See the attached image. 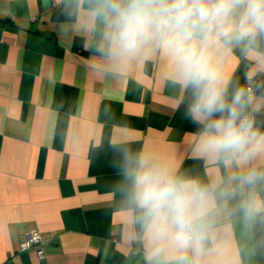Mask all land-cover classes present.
<instances>
[{"label":"crops","instance_id":"crops-1","mask_svg":"<svg viewBox=\"0 0 264 264\" xmlns=\"http://www.w3.org/2000/svg\"><path fill=\"white\" fill-rule=\"evenodd\" d=\"M98 40L68 0H0V264H147L118 183L125 151L203 183L230 175L193 150L186 92L163 63L101 74ZM222 72L229 91L264 75H254L240 49ZM254 119L264 130V110ZM248 197L264 210V183ZM238 199L217 217L208 264H259L252 214ZM31 230L40 232L43 259L38 246L20 247Z\"/></svg>","mask_w":264,"mask_h":264},{"label":"clouds","instance_id":"clouds-1","mask_svg":"<svg viewBox=\"0 0 264 264\" xmlns=\"http://www.w3.org/2000/svg\"><path fill=\"white\" fill-rule=\"evenodd\" d=\"M84 31L99 33L101 74L157 60L186 92L184 116L196 129L193 150L230 172L203 183L178 175L147 153L125 151L116 164L127 221L147 264H208L214 225L228 201L259 210L247 189L264 183V130L255 113L264 97L229 91L222 67L240 49L264 74V0H68ZM14 14V13H12Z\"/></svg>","mask_w":264,"mask_h":264},{"label":"trees","instance_id":"trees-1","mask_svg":"<svg viewBox=\"0 0 264 264\" xmlns=\"http://www.w3.org/2000/svg\"><path fill=\"white\" fill-rule=\"evenodd\" d=\"M256 91L264 94V75L256 83ZM253 241L259 264H264V210L252 214Z\"/></svg>","mask_w":264,"mask_h":264},{"label":"built area","instance_id":"built-area-1","mask_svg":"<svg viewBox=\"0 0 264 264\" xmlns=\"http://www.w3.org/2000/svg\"><path fill=\"white\" fill-rule=\"evenodd\" d=\"M55 1H60V0H55ZM246 88L252 94L255 92V87L252 84H248ZM23 237L24 238L20 243L21 249H28L32 246H38L37 249L38 257L39 259H43L44 252H43V248L40 247L42 243L40 232H38L37 230H31L29 232H25Z\"/></svg>","mask_w":264,"mask_h":264}]
</instances>
